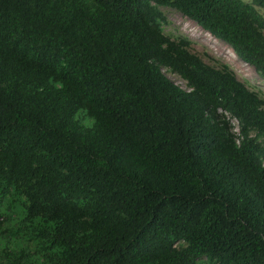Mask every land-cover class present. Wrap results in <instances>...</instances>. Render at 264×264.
Here are the masks:
<instances>
[{
    "label": "trees",
    "instance_id": "obj_1",
    "mask_svg": "<svg viewBox=\"0 0 264 264\" xmlns=\"http://www.w3.org/2000/svg\"><path fill=\"white\" fill-rule=\"evenodd\" d=\"M161 7L264 81V0H0V264H264V98Z\"/></svg>",
    "mask_w": 264,
    "mask_h": 264
},
{
    "label": "rangeland",
    "instance_id": "obj_2",
    "mask_svg": "<svg viewBox=\"0 0 264 264\" xmlns=\"http://www.w3.org/2000/svg\"><path fill=\"white\" fill-rule=\"evenodd\" d=\"M160 9L169 22L163 26L167 35L188 37L193 42L195 52L200 54L208 64L214 65L215 62H220L229 65L241 81L258 91L264 98V81L257 74L255 68L243 62L227 43L213 37L177 10L168 7H161ZM166 75L176 85L185 90L187 89L186 83L181 78L168 72H166ZM82 114L83 112L79 116H82ZM82 123L89 126L93 123V119L85 117L82 119ZM23 241V239L10 236L3 240L0 238V250L3 247H8L10 250L17 249L25 245Z\"/></svg>",
    "mask_w": 264,
    "mask_h": 264
},
{
    "label": "built area",
    "instance_id": "obj_3",
    "mask_svg": "<svg viewBox=\"0 0 264 264\" xmlns=\"http://www.w3.org/2000/svg\"><path fill=\"white\" fill-rule=\"evenodd\" d=\"M187 87V86H186ZM232 121V124L234 125V132L235 133H237V134H239V132H240V129H239V124H238V121L237 120H235V119H232L231 120Z\"/></svg>",
    "mask_w": 264,
    "mask_h": 264
},
{
    "label": "clouds",
    "instance_id": "obj_4",
    "mask_svg": "<svg viewBox=\"0 0 264 264\" xmlns=\"http://www.w3.org/2000/svg\"><path fill=\"white\" fill-rule=\"evenodd\" d=\"M237 146H239V141H237Z\"/></svg>",
    "mask_w": 264,
    "mask_h": 264
}]
</instances>
